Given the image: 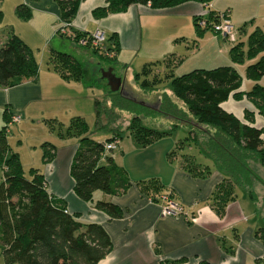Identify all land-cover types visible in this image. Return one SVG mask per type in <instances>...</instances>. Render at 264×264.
Listing matches in <instances>:
<instances>
[{
	"label": "crops",
	"instance_id": "crops-1",
	"mask_svg": "<svg viewBox=\"0 0 264 264\" xmlns=\"http://www.w3.org/2000/svg\"><path fill=\"white\" fill-rule=\"evenodd\" d=\"M5 2L0 0V46L14 34L33 51L38 63L35 78L0 87V118L3 120V113L7 111L10 120L19 117L14 124L21 123L29 133H35L25 150H22V141L16 142L15 149L9 141L8 144L19 155L26 177L30 170H36L44 177L48 193L62 201L69 214L77 215L84 224L94 223L104 228L112 249L98 264H264V240L257 234L264 228V219L259 214L257 201L239 190L235 200L227 204L224 215L218 216L212 206V196L224 176L211 163L206 177L188 173L180 164L178 154L173 153L175 146L161 148L164 138L145 147L143 153L134 145V156H127L132 151L124 153L118 140L116 150L121 154L122 164L119 165L116 154L111 158L127 173L130 181L127 191L120 196L97 191L89 202L79 199L70 175L79 140L58 134L68 127L73 117L84 118L85 112L95 108L98 100L94 92L98 89L84 79H64L48 64L53 53L68 55L85 71V64L96 67L105 64L75 39L76 34L89 36L99 30L106 37L105 44H115L117 48L112 53L113 67L110 68L121 80L123 74L133 76L136 70L141 71L143 66L154 62H161L157 68L163 67L167 72L171 69L175 77L194 70L232 66L242 77L238 92L246 93L255 83L245 78V69L258 58L246 61V67L237 66L231 62L229 51L237 43L245 45L249 35L256 28L261 29L252 25L259 21L264 24V0H212L208 7L186 2L166 9L134 4L124 12L99 19L93 12L105 7L107 0H82L76 16L65 29L56 0H13L11 6L7 0V9ZM19 6L29 10V19L22 20L16 15ZM206 9L230 10L229 21L238 29V42L227 47L221 42L225 41L221 36L209 30L197 31L194 22L198 17L207 20L210 12ZM111 36H114L112 41ZM221 108L243 124L264 130V117L245 96L239 101L230 97ZM247 111L253 115V122L245 118ZM48 122L53 123L54 131L49 130ZM44 143L55 147L54 158L48 163L42 159ZM103 164L104 160L100 162ZM152 179L162 186L160 191L143 190L138 185ZM160 193L171 195L173 202L184 207L186 216H163L162 201H149L151 196ZM97 202L118 206L121 217L111 218L96 208Z\"/></svg>",
	"mask_w": 264,
	"mask_h": 264
},
{
	"label": "trees",
	"instance_id": "trees-1",
	"mask_svg": "<svg viewBox=\"0 0 264 264\" xmlns=\"http://www.w3.org/2000/svg\"><path fill=\"white\" fill-rule=\"evenodd\" d=\"M60 9L61 21L70 24L77 14L82 0H56ZM212 0H107L106 6L93 12L95 18H103L109 14L121 13L134 4L149 5L152 9L172 8L186 2H198L208 5ZM216 12L210 11L207 22H210ZM16 15L27 20L30 12L23 6L16 9ZM197 31L201 30L197 25ZM2 12L0 11V22ZM200 29V30H199ZM87 37L86 34H76L75 39ZM114 40L111 36L110 41ZM109 41V40H108ZM78 43V42H77ZM106 43V42H105ZM114 43V42H113ZM97 55L101 62L113 67L112 53H116L114 45L104 44L103 49L87 46ZM264 52V34L256 28L248 37L246 44L237 43L229 51L230 60L234 65H243L252 61ZM48 64L64 79H82L85 69L74 62L68 55L53 53ZM161 62L143 66L134 75V81L142 91L152 93L161 81L157 75L151 76L153 68ZM38 74V63L33 51L16 35L11 34L6 43L0 46V87H11L23 80L35 78ZM152 77V78H151ZM264 77V56L245 69V78L256 83L249 92H238L242 85V77L232 66L219 67L211 70H194L175 77L168 71L165 78H171L172 96L183 108H179L170 97L164 94L161 107L178 123L171 122V129L181 124L191 130L190 133L200 135L186 139L189 143L181 146L178 154L182 167L193 176L210 174L211 165L223 177L212 196L213 208L222 217L227 204L234 201L237 191L247 192L256 201L251 191L253 181L261 178L252 170L251 165L257 164L264 169V130L250 127L239 121L233 114L225 112L221 104L230 97L239 101L245 96L259 115L264 117V87L257 84ZM152 79V80H151ZM153 81V82H151ZM109 90V89H108ZM119 96L118 93L112 94ZM171 95V94H170ZM112 100L110 105L115 109L125 111V101ZM157 108L161 111L162 108ZM129 124L126 133L140 146L146 147L167 136L170 132L151 129L142 124L137 113L131 108ZM156 110V111H157ZM157 111V112H158ZM127 112V111H126ZM95 114L99 128L101 123L100 102L95 101ZM136 114V115H135ZM245 118L253 122V115L248 111ZM4 126L0 127V249L4 264H98L112 249V243L104 228L94 223H82L77 215L67 212L65 204L55 199L47 191L44 177L36 170H30L25 176L20 157L8 144L9 114L3 113ZM50 131L56 128L52 122L47 123ZM105 130H109L108 128ZM88 124L82 117H73L68 127L58 135L66 138H77L79 148L72 160L70 175L74 179V192L84 202L92 200L97 191L107 195L120 196L130 185L127 173L118 167L105 149L106 144L117 143L120 134L114 135L105 143H97L87 135ZM193 136V135H192ZM194 147L196 153L191 151ZM55 147L49 143L42 145L44 163L52 161ZM175 149V148H174ZM172 154V153H171ZM106 162L100 165V162ZM208 163H211L209 165ZM143 190L158 192L162 186L154 179L148 182H138ZM165 194H154L149 198L153 203ZM167 195V194H166ZM171 195H167L170 198ZM96 208L108 214L111 218H120L122 213L118 206L112 203L97 202ZM257 234L264 240V228Z\"/></svg>",
	"mask_w": 264,
	"mask_h": 264
},
{
	"label": "rangeland",
	"instance_id": "rangeland-1",
	"mask_svg": "<svg viewBox=\"0 0 264 264\" xmlns=\"http://www.w3.org/2000/svg\"><path fill=\"white\" fill-rule=\"evenodd\" d=\"M6 2L4 3V6L7 9V0H5ZM11 1L10 6L13 4V0H9ZM230 13V10H228ZM206 12H208V10L206 9ZM8 17H6V21ZM262 22H257L256 24L252 25L253 27L255 26H259L261 29V31L264 34V24H262ZM234 27V26H233ZM236 31V40L238 42V29L235 28ZM211 31V30H209ZM212 32V31H211ZM222 43L225 44V46H231L233 45V43L228 42L226 39L225 41H222ZM261 56V55H260ZM259 56V57H260ZM257 57V58H259ZM101 65V64H100ZM240 66V65H237ZM242 66V65H241ZM244 67H246V65L243 64ZM86 67V71L82 77V79H84V81L88 84H92L93 87H96L98 89V91L96 90L95 93V97L97 98V100L100 102V116H101V123L102 125H105L106 127H104V130H101L99 127V124L97 123L98 120L96 118V114H95V108H91L89 111L85 112L84 114V119L86 121V123L88 124V131H87V135L89 137L90 140L97 142V143H105L107 140H109L112 135L113 132L115 133H121V132H125L120 134L119 137V143L118 145L121 146L122 151L126 154H128L127 156H134L135 153V146L137 148V150L141 149L140 151L143 153L144 152V148L140 145H138L133 139L132 137L129 136L128 133H126V128L129 124V121L131 119V117L133 116V114L131 115V111L126 109V108H131L133 113H137V115L140 117V120L142 121V124L148 128L151 129H157L158 131H166V132H170L167 136L164 137L163 143L160 145L162 146L161 148H167L169 146L172 145L175 146L174 151L177 152H182L183 149L191 142H189L188 140L186 141V139L189 138L194 139V137L200 139V135L194 134V133H190L191 130H188V128H186L185 126H182L181 124L179 125V127L174 128L173 130L171 129L170 131V125L171 122H175L178 123L177 120L173 119L169 114V112L165 113V111L163 110V106L161 107V102H162V96L164 94H166L167 96L170 97L171 101H173L174 103H176L178 105L179 108H183L182 103L178 102L173 96H172V91L170 89V81L171 78L166 79L165 76L166 74H168L167 71L163 70L164 68L160 67V68H153V73L151 76H155L157 75L159 77V80L161 81L159 84L155 85L156 90L152 93H148L145 91H142L139 86L136 84V82L134 81V74L133 76L131 74L127 75L123 74V95H121V97L126 100L124 103L127 107L124 108L125 111H122L120 109H115L110 105L113 104L112 100L114 99H120L119 96H113L111 95L109 92H107L108 90V84L105 80H102L100 78L101 76V70L102 69H106V67H108L107 64H102L100 67H96L95 65L93 66H89V64H85ZM104 67V68H102ZM102 68V69H101ZM109 69V67L107 68V70ZM214 69V68H211ZM118 69H115L116 73L119 74V72L117 71ZM137 72L140 70H136ZM135 72V73H137ZM243 72V71H240ZM177 74H179L178 72H176ZM122 76V75H121ZM152 78V77H151ZM152 80V79H151ZM153 82V81H151ZM264 80L259 81V83L261 86H264ZM256 84V83H255ZM171 94V95H170ZM162 108L161 111H158L157 108ZM158 112H157V111ZM127 111V112H126ZM136 115V114H135ZM2 125H4L3 120L0 118V127H2ZM19 127V128H18ZM110 129V130H105V129ZM28 128H26L25 125L20 124H14L13 126H9V134H8V141L9 144L15 149V145L17 141H22L24 147L22 150H25L26 145L28 142H30L33 138V136L35 135V133L31 132L29 133V131L27 130ZM113 131V132H112ZM193 135V136H192ZM160 139V140H161ZM121 140V141H120ZM135 145V146H134ZM149 146V145H148ZM185 146L183 149L182 147ZM147 147V146H146ZM115 148V150L108 152V156H111L112 154H116V156H121L120 152H118ZM153 150V149H152ZM191 151H194L196 153L195 148L192 146L191 147ZM23 154V152H22ZM24 156V154H23ZM119 165L122 164V158L119 157ZM106 163V162H105ZM122 167V166H121ZM213 167V166H212ZM252 170L261 178V181H253V185L251 188V191L254 193L255 195V199L258 203V208H259V214L262 217V219H264V169H261V167H258L257 164H252L251 165ZM2 170L0 169V182L2 181ZM0 264H4V259L1 253V249H0Z\"/></svg>",
	"mask_w": 264,
	"mask_h": 264
},
{
	"label": "built area",
	"instance_id": "built-area-1",
	"mask_svg": "<svg viewBox=\"0 0 264 264\" xmlns=\"http://www.w3.org/2000/svg\"><path fill=\"white\" fill-rule=\"evenodd\" d=\"M147 6L150 7L149 5ZM208 12H210L209 9H208ZM68 25L69 24H64L63 28L64 29L67 28ZM197 25L201 30L209 29L212 31L213 34L221 36L222 38L226 39L230 43L236 42V31L229 21V11L228 10L216 12L210 22H207L206 20L199 18L197 20ZM64 29H62L60 32L63 33ZM105 42H106L105 35L103 34V32L97 30L93 34L87 37L81 38L78 41V44L82 47L89 46L91 48L102 50ZM18 121H19V117L14 116L11 118L9 125L17 123ZM116 146H117V143L106 144L105 149L107 152L113 151L116 148ZM158 200L162 201V203L164 204V206L162 207L163 216H171V217L186 216L184 207L173 202L169 197L163 195V196H160ZM149 201L153 203L151 200Z\"/></svg>",
	"mask_w": 264,
	"mask_h": 264
},
{
	"label": "water",
	"instance_id": "water-1",
	"mask_svg": "<svg viewBox=\"0 0 264 264\" xmlns=\"http://www.w3.org/2000/svg\"><path fill=\"white\" fill-rule=\"evenodd\" d=\"M113 69L109 68L107 71L103 72V79L107 80L108 87L111 93H119L123 95V81L120 78H117L112 73Z\"/></svg>",
	"mask_w": 264,
	"mask_h": 264
},
{
	"label": "flooded vegetation",
	"instance_id": "flooded-vegetation-1",
	"mask_svg": "<svg viewBox=\"0 0 264 264\" xmlns=\"http://www.w3.org/2000/svg\"><path fill=\"white\" fill-rule=\"evenodd\" d=\"M106 69H107V68H106ZM102 75H103V74H101L100 78H101L102 80H105V79L102 78ZM105 81H106V80H105ZM119 96H120V95H119Z\"/></svg>",
	"mask_w": 264,
	"mask_h": 264
}]
</instances>
